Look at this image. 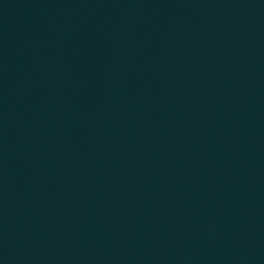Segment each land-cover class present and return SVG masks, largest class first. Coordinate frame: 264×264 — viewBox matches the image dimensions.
I'll return each instance as SVG.
<instances>
[{"label":"water","instance_id":"water-1","mask_svg":"<svg viewBox=\"0 0 264 264\" xmlns=\"http://www.w3.org/2000/svg\"><path fill=\"white\" fill-rule=\"evenodd\" d=\"M0 264H264V0H0Z\"/></svg>","mask_w":264,"mask_h":264}]
</instances>
